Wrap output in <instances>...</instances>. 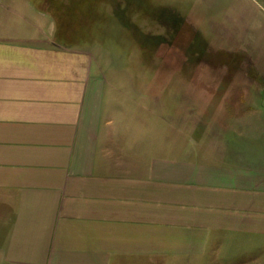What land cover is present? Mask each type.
<instances>
[{"label": "crops", "instance_id": "1", "mask_svg": "<svg viewBox=\"0 0 264 264\" xmlns=\"http://www.w3.org/2000/svg\"><path fill=\"white\" fill-rule=\"evenodd\" d=\"M47 14L0 0V264H264V142L121 130Z\"/></svg>", "mask_w": 264, "mask_h": 264}, {"label": "rangeland", "instance_id": "2", "mask_svg": "<svg viewBox=\"0 0 264 264\" xmlns=\"http://www.w3.org/2000/svg\"><path fill=\"white\" fill-rule=\"evenodd\" d=\"M33 1L93 53L116 127L192 148L227 136L249 156L264 142V12L251 4L264 0Z\"/></svg>", "mask_w": 264, "mask_h": 264}, {"label": "trees", "instance_id": "3", "mask_svg": "<svg viewBox=\"0 0 264 264\" xmlns=\"http://www.w3.org/2000/svg\"><path fill=\"white\" fill-rule=\"evenodd\" d=\"M35 2V1H34ZM36 3V2H35ZM55 23V22H54ZM54 34L56 35V31L54 30ZM59 41H61L62 43L66 44V46H71V47H77V46H80L79 44L75 43V42H70V39H67L64 35H58V36H55ZM63 38V39H61ZM64 41V42H63ZM79 48V47H78ZM80 48H85L83 47V45L80 47Z\"/></svg>", "mask_w": 264, "mask_h": 264}]
</instances>
